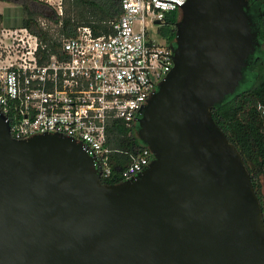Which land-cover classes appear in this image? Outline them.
Returning a JSON list of instances; mask_svg holds the SVG:
<instances>
[{
    "label": "water",
    "instance_id": "95a60500",
    "mask_svg": "<svg viewBox=\"0 0 264 264\" xmlns=\"http://www.w3.org/2000/svg\"><path fill=\"white\" fill-rule=\"evenodd\" d=\"M247 0H187L174 68L140 110L153 158L103 183L62 135L15 140L0 114V264H264L251 175L212 109L233 95L260 45Z\"/></svg>",
    "mask_w": 264,
    "mask_h": 264
},
{
    "label": "built area",
    "instance_id": "2783aa9c",
    "mask_svg": "<svg viewBox=\"0 0 264 264\" xmlns=\"http://www.w3.org/2000/svg\"><path fill=\"white\" fill-rule=\"evenodd\" d=\"M63 16V0H39ZM187 0H121L112 32L96 35L89 26L61 38L59 55L48 52L25 28L0 25V114L10 135L25 140L62 135L94 158L102 179L112 174L108 129L115 120L136 124L140 110L174 68L173 44L160 34L166 14L181 12ZM157 26L159 39L151 37ZM46 27V23H42ZM44 54L39 53V48ZM153 158L148 147L122 172L126 181Z\"/></svg>",
    "mask_w": 264,
    "mask_h": 264
},
{
    "label": "trees",
    "instance_id": "16d2710c",
    "mask_svg": "<svg viewBox=\"0 0 264 264\" xmlns=\"http://www.w3.org/2000/svg\"><path fill=\"white\" fill-rule=\"evenodd\" d=\"M0 1L20 6L23 16L16 28L28 29L37 36L41 46L45 45L48 52L57 55L60 53V39L75 36L78 27L89 26L96 35H107L112 32L110 22L121 15V0H63V16L37 0ZM178 19V12L167 13V25L160 29V34L173 45ZM254 21L253 31L257 33L260 44L256 48L257 55L249 59L237 91L216 105L212 115L244 159L262 205L264 219V6L262 16ZM2 23L3 15L0 14V25ZM39 50L40 56L44 54L41 47ZM137 124L126 128L122 121L115 120L109 126L107 147L112 150L109 155L112 174L102 179L104 184L117 185L125 181L122 172L146 147L136 135Z\"/></svg>",
    "mask_w": 264,
    "mask_h": 264
},
{
    "label": "rangeland",
    "instance_id": "374dc122",
    "mask_svg": "<svg viewBox=\"0 0 264 264\" xmlns=\"http://www.w3.org/2000/svg\"><path fill=\"white\" fill-rule=\"evenodd\" d=\"M0 14L3 15V26L5 28L12 29V28H16V26L20 24V22L22 21L23 11L20 6L14 3L0 1ZM18 27H20V25ZM156 29L157 26L149 24L148 31L150 32L151 37H153L154 39H159ZM262 185H263V194H264V181H262Z\"/></svg>",
    "mask_w": 264,
    "mask_h": 264
},
{
    "label": "flooded vegetation",
    "instance_id": "af4514ba",
    "mask_svg": "<svg viewBox=\"0 0 264 264\" xmlns=\"http://www.w3.org/2000/svg\"><path fill=\"white\" fill-rule=\"evenodd\" d=\"M248 2V9H247V13L251 18V21L253 23V28L255 26V21L258 17L262 16V11H263V6H264V0H247ZM178 14L180 15V13L178 12ZM259 47V46H258ZM257 53H255L254 55H252L251 57H256ZM250 57V58H251ZM140 116L137 117V119H139ZM137 124V121H136ZM138 125V124H137ZM138 129H136L137 132Z\"/></svg>",
    "mask_w": 264,
    "mask_h": 264
},
{
    "label": "crops",
    "instance_id": "0c3cea01",
    "mask_svg": "<svg viewBox=\"0 0 264 264\" xmlns=\"http://www.w3.org/2000/svg\"><path fill=\"white\" fill-rule=\"evenodd\" d=\"M3 24V23H2Z\"/></svg>",
    "mask_w": 264,
    "mask_h": 264
}]
</instances>
